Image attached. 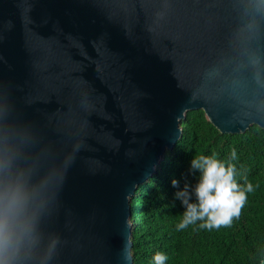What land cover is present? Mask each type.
I'll list each match as a JSON object with an SVG mask.
<instances>
[{
    "label": "water",
    "instance_id": "water-1",
    "mask_svg": "<svg viewBox=\"0 0 264 264\" xmlns=\"http://www.w3.org/2000/svg\"><path fill=\"white\" fill-rule=\"evenodd\" d=\"M194 109L264 128V0H0V264H132Z\"/></svg>",
    "mask_w": 264,
    "mask_h": 264
},
{
    "label": "trees",
    "instance_id": "trees-1",
    "mask_svg": "<svg viewBox=\"0 0 264 264\" xmlns=\"http://www.w3.org/2000/svg\"><path fill=\"white\" fill-rule=\"evenodd\" d=\"M180 127L176 144L166 149L132 203V264H155L157 252L167 256L165 264H259L264 256V128L254 124L245 132L222 133L202 109L188 111ZM213 153L234 164L238 184L243 187L246 176L253 191L230 225L207 229L197 221L177 230L185 209L175 193L197 182L191 160Z\"/></svg>",
    "mask_w": 264,
    "mask_h": 264
},
{
    "label": "clouds",
    "instance_id": "clouds-1",
    "mask_svg": "<svg viewBox=\"0 0 264 264\" xmlns=\"http://www.w3.org/2000/svg\"><path fill=\"white\" fill-rule=\"evenodd\" d=\"M236 158V151L233 149L231 159ZM190 170L198 171L199 176L195 185L186 183L175 193L185 209L177 230L197 221H202L200 227L207 229L230 225L234 217H239L247 200V193L253 191V185L247 181L246 176H243L244 186L238 184L236 166L231 162L221 161L215 153L193 158ZM172 185L178 187L179 182L173 179ZM153 259L155 264H165L167 256L157 252Z\"/></svg>",
    "mask_w": 264,
    "mask_h": 264
}]
</instances>
